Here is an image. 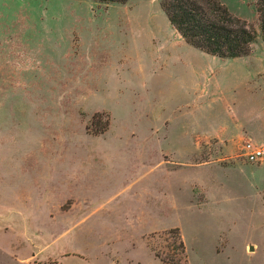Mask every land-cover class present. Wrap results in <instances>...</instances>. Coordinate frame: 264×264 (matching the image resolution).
<instances>
[{"label":"rangeland","instance_id":"374dc122","mask_svg":"<svg viewBox=\"0 0 264 264\" xmlns=\"http://www.w3.org/2000/svg\"><path fill=\"white\" fill-rule=\"evenodd\" d=\"M160 1L0 0V264H264V161L181 135L257 125L255 0H220L257 31L237 60Z\"/></svg>","mask_w":264,"mask_h":264},{"label":"trees","instance_id":"16d2710c","mask_svg":"<svg viewBox=\"0 0 264 264\" xmlns=\"http://www.w3.org/2000/svg\"><path fill=\"white\" fill-rule=\"evenodd\" d=\"M160 7L184 41L205 53L233 58L248 55L252 50L256 29L232 14L220 0H161ZM255 9L264 43V0H255Z\"/></svg>","mask_w":264,"mask_h":264},{"label":"crops","instance_id":"0c3cea01","mask_svg":"<svg viewBox=\"0 0 264 264\" xmlns=\"http://www.w3.org/2000/svg\"><path fill=\"white\" fill-rule=\"evenodd\" d=\"M194 48V47H193ZM253 54L252 51L248 54ZM214 56V55H212ZM247 56V55H244ZM218 57V56H216ZM241 57V56H238ZM238 57H233L232 59H238ZM223 58V57H220ZM263 69L261 67V64H253L252 66H249L246 71L242 73V77L245 82L249 84L250 77H253V80L257 79V86L262 83L259 82L258 84V77L262 76ZM254 85V84H253ZM245 86H248L245 84ZM204 92H201L200 94H203ZM202 97V96H201ZM261 112L260 116L257 117V125L254 126L250 123V115L249 112H245V110H241V113L237 111L235 117H230L232 122L234 124L229 123V121H226V119L218 122H211L207 123L206 125L198 124L194 125L192 128V132H188L189 126L184 127L183 130H181V135H190L193 134L196 139L202 140V139H214L218 143L224 144V145H231L234 143H238L239 141H249L253 144L259 145L264 147V109H260ZM227 117V116H226ZM193 138V137H192ZM185 142V141H183Z\"/></svg>","mask_w":264,"mask_h":264},{"label":"built area","instance_id":"2783aa9c","mask_svg":"<svg viewBox=\"0 0 264 264\" xmlns=\"http://www.w3.org/2000/svg\"><path fill=\"white\" fill-rule=\"evenodd\" d=\"M242 154L249 162L260 163L264 161V147L246 141L242 146Z\"/></svg>","mask_w":264,"mask_h":264},{"label":"water","instance_id":"95a60500","mask_svg":"<svg viewBox=\"0 0 264 264\" xmlns=\"http://www.w3.org/2000/svg\"><path fill=\"white\" fill-rule=\"evenodd\" d=\"M249 249L252 250L253 249V246L252 245H249Z\"/></svg>","mask_w":264,"mask_h":264}]
</instances>
